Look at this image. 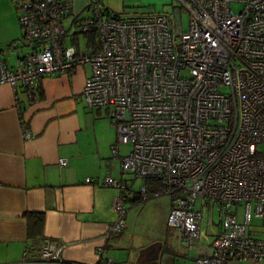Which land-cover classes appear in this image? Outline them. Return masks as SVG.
<instances>
[{
	"label": "built area",
	"instance_id": "2783aa9c",
	"mask_svg": "<svg viewBox=\"0 0 264 264\" xmlns=\"http://www.w3.org/2000/svg\"><path fill=\"white\" fill-rule=\"evenodd\" d=\"M173 1L176 14L188 15L184 32L168 14L112 15L102 0H89V16L75 27L96 35L94 49L85 39L71 43L64 21L72 0H10L28 50L17 53L11 69L0 60V83L15 90L20 109V92L36 97L43 78L90 69L84 103L108 109L117 131L112 156L142 181L136 191L128 182L102 181L118 191L117 218L104 238L125 227L126 202L168 195L167 225L199 251L193 264L264 260V237L249 232L252 217L264 222V0ZM122 146L130 147L127 155L120 156ZM146 181H158L163 192L149 194ZM211 210L220 231L207 254L198 242ZM64 247L45 237L17 264H112L103 247L94 263L66 260Z\"/></svg>",
	"mask_w": 264,
	"mask_h": 264
},
{
	"label": "crops",
	"instance_id": "0c3cea01",
	"mask_svg": "<svg viewBox=\"0 0 264 264\" xmlns=\"http://www.w3.org/2000/svg\"><path fill=\"white\" fill-rule=\"evenodd\" d=\"M88 2L72 0L73 13L64 21L68 32L74 19L89 16ZM120 5L122 11H118ZM124 5V0L118 6L113 0H102L103 9L112 15L127 13ZM20 35L13 5L10 0H0V60L10 69L17 53L27 50ZM89 74L85 67L72 76L43 78L36 97L29 99L20 92V109L15 90L0 83V264H17L24 250L37 253L45 237L65 245L62 255L68 261L94 263L97 249L103 247V257L115 264L109 248L116 245L117 238L110 235L106 239L104 233L116 221L113 201L118 191L102 186V181L110 177L133 187L137 179L122 172L120 160L112 156L117 131L108 109H89L84 103L82 89ZM25 130L31 138H24ZM121 148L120 156H124ZM60 159L66 160V167L58 165ZM86 179L92 182L86 183ZM133 201L125 205L139 204ZM171 208L167 203L165 211L169 213ZM29 213L43 215L42 228L32 233H38L36 240L29 237ZM201 230L198 246L209 254L211 239L220 231L214 210L203 215ZM249 232L255 238L264 237V222L250 227ZM180 240L193 264L199 251ZM226 264H264V260Z\"/></svg>",
	"mask_w": 264,
	"mask_h": 264
},
{
	"label": "rangeland",
	"instance_id": "374dc122",
	"mask_svg": "<svg viewBox=\"0 0 264 264\" xmlns=\"http://www.w3.org/2000/svg\"><path fill=\"white\" fill-rule=\"evenodd\" d=\"M113 2L117 6L122 4V0H113ZM124 4L129 14H168L175 25L178 24L179 30L183 32L187 30L188 15L183 11H177L176 14L177 5L173 0H124ZM120 7L118 11H122L123 6L120 5ZM233 9L238 11L239 6H233ZM75 31L76 27L73 26L68 33L72 34ZM16 42L17 45L21 43L19 40ZM81 44H84L83 38H81ZM220 91L227 92L226 89H220ZM129 151V146H122V155H127ZM141 184L140 180H135L134 189L139 190ZM167 203L169 205L171 203L172 207L170 196L161 195L136 206L125 205V227L120 233L111 236L117 238L116 245L109 248L115 264H191L189 250L182 247L178 235L167 225V218L171 211V209L168 210L169 213L165 211ZM261 224L260 220L252 217L250 227Z\"/></svg>",
	"mask_w": 264,
	"mask_h": 264
},
{
	"label": "trees",
	"instance_id": "16d2710c",
	"mask_svg": "<svg viewBox=\"0 0 264 264\" xmlns=\"http://www.w3.org/2000/svg\"><path fill=\"white\" fill-rule=\"evenodd\" d=\"M76 19L73 21V25L75 26ZM71 36V43L78 45L79 41H81V38L85 39L90 46H92L94 49H97V41H96V35L94 33H91L89 35H80L78 31H75ZM145 185H147L149 194H154L157 192H163V187L161 183L158 181H146ZM132 201V200H131ZM134 203H141L139 199H136L133 201ZM27 222H28V228H29V237L36 240L38 237V233L34 236L32 233H36L38 230H40L43 226V215L38 213H29L26 215Z\"/></svg>",
	"mask_w": 264,
	"mask_h": 264
}]
</instances>
